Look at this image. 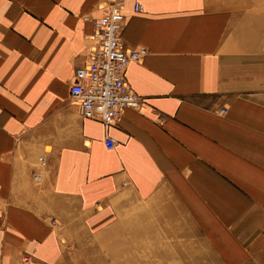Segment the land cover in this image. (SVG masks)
<instances>
[{
  "label": "crops",
  "instance_id": "0c3cea01",
  "mask_svg": "<svg viewBox=\"0 0 264 264\" xmlns=\"http://www.w3.org/2000/svg\"><path fill=\"white\" fill-rule=\"evenodd\" d=\"M99 1L0 0V264H55L56 225L98 234L142 204L180 208L245 261L264 227V54L226 49L233 12L214 0H124L126 47L149 52L125 74L143 103L105 126L70 95Z\"/></svg>",
  "mask_w": 264,
  "mask_h": 264
},
{
  "label": "rangeland",
  "instance_id": "374dc122",
  "mask_svg": "<svg viewBox=\"0 0 264 264\" xmlns=\"http://www.w3.org/2000/svg\"><path fill=\"white\" fill-rule=\"evenodd\" d=\"M214 1L233 12L226 49L251 57L264 54V0ZM83 17L89 18L88 15ZM90 38L93 42L88 41L85 56L94 44V38ZM38 167L39 159L35 165L36 169ZM47 169H44L45 177ZM33 183L40 186L43 182ZM70 220L73 229L63 230L64 225H56L61 237V254L55 264H264V227L250 226L246 235L247 249L241 251L245 261L237 257L235 262L228 263L220 250L216 252L209 243L204 232L176 206L142 204L139 209L122 211L113 227L98 234L86 232L76 218ZM26 255H21L19 264H23ZM34 262L32 257L29 263L36 264Z\"/></svg>",
  "mask_w": 264,
  "mask_h": 264
},
{
  "label": "built area",
  "instance_id": "2783aa9c",
  "mask_svg": "<svg viewBox=\"0 0 264 264\" xmlns=\"http://www.w3.org/2000/svg\"><path fill=\"white\" fill-rule=\"evenodd\" d=\"M103 1L101 16L93 19L94 44L87 51L85 63L74 74L70 95L82 106L85 117L99 119L105 126H110L125 108L140 109L143 99L126 81L125 74L129 63L144 59L149 52L144 45L133 49L126 47L122 37L126 25L124 0ZM133 7L136 13L145 10L140 0ZM221 112L226 113L227 109L222 108ZM104 142L109 150L117 144L113 137H106ZM46 167V159L39 157L35 182L42 181ZM31 259L26 255L22 263L30 264Z\"/></svg>",
  "mask_w": 264,
  "mask_h": 264
},
{
  "label": "bare ground",
  "instance_id": "6f19581e",
  "mask_svg": "<svg viewBox=\"0 0 264 264\" xmlns=\"http://www.w3.org/2000/svg\"><path fill=\"white\" fill-rule=\"evenodd\" d=\"M103 4H104V1H103ZM105 5V4H104ZM89 18H86V20H88ZM94 31H95V28H94ZM92 38H93V35H92Z\"/></svg>",
  "mask_w": 264,
  "mask_h": 264
}]
</instances>
